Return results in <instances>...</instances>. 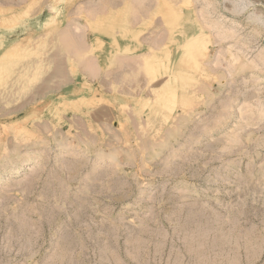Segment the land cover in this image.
Masks as SVG:
<instances>
[{
	"label": "rangeland",
	"instance_id": "374dc122",
	"mask_svg": "<svg viewBox=\"0 0 264 264\" xmlns=\"http://www.w3.org/2000/svg\"><path fill=\"white\" fill-rule=\"evenodd\" d=\"M0 264H264V0H0Z\"/></svg>",
	"mask_w": 264,
	"mask_h": 264
}]
</instances>
